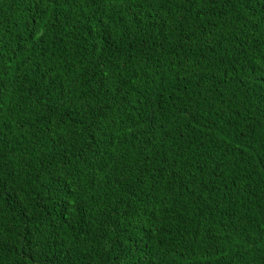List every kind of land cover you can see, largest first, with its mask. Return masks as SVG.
Instances as JSON below:
<instances>
[{
	"label": "trees",
	"instance_id": "1",
	"mask_svg": "<svg viewBox=\"0 0 264 264\" xmlns=\"http://www.w3.org/2000/svg\"><path fill=\"white\" fill-rule=\"evenodd\" d=\"M0 264H264V0H0Z\"/></svg>",
	"mask_w": 264,
	"mask_h": 264
}]
</instances>
